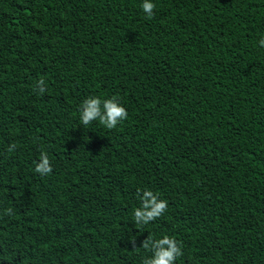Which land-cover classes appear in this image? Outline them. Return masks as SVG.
Segmentation results:
<instances>
[{
  "label": "trees",
  "instance_id": "16d2710c",
  "mask_svg": "<svg viewBox=\"0 0 264 264\" xmlns=\"http://www.w3.org/2000/svg\"><path fill=\"white\" fill-rule=\"evenodd\" d=\"M144 2L0 0V264H264V0Z\"/></svg>",
  "mask_w": 264,
  "mask_h": 264
},
{
  "label": "clouds",
  "instance_id": "9594fccd",
  "mask_svg": "<svg viewBox=\"0 0 264 264\" xmlns=\"http://www.w3.org/2000/svg\"><path fill=\"white\" fill-rule=\"evenodd\" d=\"M155 5L152 2H145L142 4L143 11L147 14L149 18L153 15V9ZM260 45L264 46V39L260 40ZM39 84H44L45 81L41 79ZM45 89L40 88L39 93L42 95ZM100 98H90L84 102L82 105V110H80V120L86 126L93 121H99L100 124L104 125L108 129L115 128L118 123L127 119L128 112L127 109L122 106L118 100L113 97L110 99L103 100V109H101ZM15 148L13 145L9 148L11 152ZM42 163L36 164L35 171L41 175H46L52 172V166L47 155H41ZM151 197V199H148ZM168 207L166 200L159 199L152 191H145L144 193V203L143 210L140 208L135 209L134 219L139 224V221L143 219L145 224L150 221L160 217ZM151 237H149V241ZM149 241H145L144 247L147 248ZM167 245V247H165ZM156 251L154 258L146 261V264H175L177 257L182 256L181 247L178 246L177 240L170 238L169 236H164L162 239L158 240L155 245Z\"/></svg>",
  "mask_w": 264,
  "mask_h": 264
}]
</instances>
